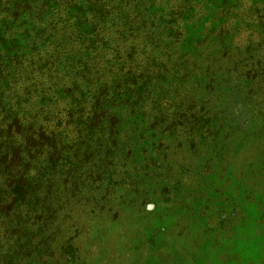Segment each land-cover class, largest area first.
Returning <instances> with one entry per match:
<instances>
[{
	"label": "rangeland",
	"instance_id": "obj_1",
	"mask_svg": "<svg viewBox=\"0 0 264 264\" xmlns=\"http://www.w3.org/2000/svg\"><path fill=\"white\" fill-rule=\"evenodd\" d=\"M228 3L264 16V0ZM230 13L217 19L231 35ZM183 29L154 50L166 57L133 122L96 128L36 192L0 187V264H264V79L247 87L202 23Z\"/></svg>",
	"mask_w": 264,
	"mask_h": 264
},
{
	"label": "trees",
	"instance_id": "obj_2",
	"mask_svg": "<svg viewBox=\"0 0 264 264\" xmlns=\"http://www.w3.org/2000/svg\"><path fill=\"white\" fill-rule=\"evenodd\" d=\"M224 1L214 10L207 0H0V174L11 179L0 187L13 185L14 197L36 192V174L81 150L96 128L109 126L115 135L121 121L133 122L137 94L161 72L153 57L160 64L166 57L154 50L178 46L188 23H202L215 56L247 87L257 86L264 79V16L230 13ZM226 13L235 24L231 35L217 19ZM120 96L125 112L117 118Z\"/></svg>",
	"mask_w": 264,
	"mask_h": 264
}]
</instances>
